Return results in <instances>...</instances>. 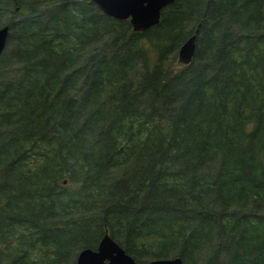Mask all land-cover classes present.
<instances>
[{
  "label": "trees",
  "instance_id": "trees-1",
  "mask_svg": "<svg viewBox=\"0 0 264 264\" xmlns=\"http://www.w3.org/2000/svg\"><path fill=\"white\" fill-rule=\"evenodd\" d=\"M6 24L0 264H76L105 229L137 260L264 264V0H173L142 31L0 0Z\"/></svg>",
  "mask_w": 264,
  "mask_h": 264
},
{
  "label": "water",
  "instance_id": "water-1",
  "mask_svg": "<svg viewBox=\"0 0 264 264\" xmlns=\"http://www.w3.org/2000/svg\"><path fill=\"white\" fill-rule=\"evenodd\" d=\"M105 14L117 18L128 19L134 30H144L161 20L162 9L173 0H91ZM9 26L0 27V55L2 54ZM195 32L184 39L178 48V60L188 63L192 60L196 48ZM264 73V66H263ZM180 256L157 257L147 260H136L105 229L95 248L83 247L76 257V264H181Z\"/></svg>",
  "mask_w": 264,
  "mask_h": 264
},
{
  "label": "rangeland",
  "instance_id": "rangeland-1",
  "mask_svg": "<svg viewBox=\"0 0 264 264\" xmlns=\"http://www.w3.org/2000/svg\"><path fill=\"white\" fill-rule=\"evenodd\" d=\"M175 62H178V54H176V56H175ZM175 62H173V64H175Z\"/></svg>",
  "mask_w": 264,
  "mask_h": 264
},
{
  "label": "bare ground",
  "instance_id": "bare-ground-1",
  "mask_svg": "<svg viewBox=\"0 0 264 264\" xmlns=\"http://www.w3.org/2000/svg\"><path fill=\"white\" fill-rule=\"evenodd\" d=\"M167 5H168V4H167ZM167 5H166V6H167ZM166 6H165V7H166ZM165 7H164V8H165ZM164 8H163V9H164ZM163 9H162V10H163ZM161 14H162V11H161Z\"/></svg>",
  "mask_w": 264,
  "mask_h": 264
}]
</instances>
